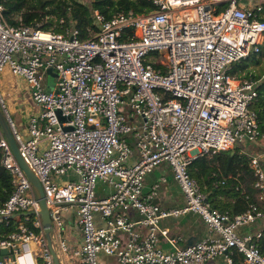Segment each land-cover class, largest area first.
<instances>
[{
    "label": "built area",
    "instance_id": "built-area-1",
    "mask_svg": "<svg viewBox=\"0 0 264 264\" xmlns=\"http://www.w3.org/2000/svg\"><path fill=\"white\" fill-rule=\"evenodd\" d=\"M149 1L156 8L144 13L107 18L94 10L98 29L88 37L76 24L63 31L11 25L0 4V73L9 66L22 75L40 106L29 118L28 135L17 128L1 91L0 103L43 186L52 234L60 237L54 249L69 255L65 213L74 212L83 236L72 252L78 261L70 256L74 264H100L101 253L119 264H211L222 256L228 264H264V224L252 229L264 220V150L249 156L256 200L236 215L214 207L189 170L202 155L264 139L252 107L259 81L229 73L233 63L261 52L264 3ZM49 69L56 73L53 86ZM0 150L13 183L0 223L18 221L15 231L0 230V249L8 250L0 264H56L36 191L4 134ZM163 162L186 197L183 207L163 209L155 201L160 183L144 194L146 176ZM99 181L113 191L97 195ZM188 212L200 215L207 235L163 249L158 234L169 231L160 229V220ZM98 214L105 225L97 223Z\"/></svg>",
    "mask_w": 264,
    "mask_h": 264
},
{
    "label": "trees",
    "instance_id": "trees-1",
    "mask_svg": "<svg viewBox=\"0 0 264 264\" xmlns=\"http://www.w3.org/2000/svg\"><path fill=\"white\" fill-rule=\"evenodd\" d=\"M0 4L3 5L4 16L11 25L63 31L76 24L82 32V37H88L91 30L98 29V25L94 23V10H99L109 18L121 11L133 10L144 13L156 8L149 0H0ZM260 54L264 55L263 48L261 53L252 54L233 63L229 73L237 78L244 75L246 78L259 81L258 95L252 107L257 112L259 128L264 136V66L261 67L260 74L251 68L253 63L261 64ZM235 149L202 155L189 167L191 175L197 179L203 191V185L207 184L204 179H207L206 175L211 176L212 172L217 174L221 172L223 176L233 178L224 179V185L216 188L220 195L216 196L215 191L207 193L214 207L221 211H228L232 215L246 211L250 203L256 200L257 195V190L254 188L255 177L250 178L253 175L249 165L250 157L245 153L240 154ZM2 157L3 152L0 150V206L8 200L13 191L12 176L2 165ZM221 179L222 177L220 181ZM207 180L209 184L212 183L211 178ZM17 226V219L11 218L8 222L0 223V230L9 233L15 231ZM259 247L264 254V236L259 240Z\"/></svg>",
    "mask_w": 264,
    "mask_h": 264
},
{
    "label": "crops",
    "instance_id": "crops-1",
    "mask_svg": "<svg viewBox=\"0 0 264 264\" xmlns=\"http://www.w3.org/2000/svg\"><path fill=\"white\" fill-rule=\"evenodd\" d=\"M54 78L55 76L51 77L49 80L53 84H54ZM12 99H15V98H12ZM31 99H32V96H31ZM31 115H34V114L29 113L26 117V122L23 123V125L21 122V126H20L21 129L16 125L17 128L21 130L22 132H24L25 135H28L27 127H28V122H29V118L31 117ZM2 134L4 133L0 127V136ZM126 138L134 144L132 133L126 134ZM137 154H138V151L135 149V154L133 155L134 159L136 158ZM68 176L71 177V175L69 174ZM156 183H160V187L158 189L157 195L155 196V201L159 203V205H161L163 209H173L177 207H183L187 204L186 197L184 193L182 192L179 182L176 181V179L174 178V173L169 163L167 162L161 163L152 172H150L146 176L144 194L151 193V191L153 190V186ZM111 191H113V187ZM130 216L131 218L135 220H138L140 218V215L138 214V212L134 210L130 211ZM65 219L68 224L66 238H67L68 244L70 245V250H69L68 256L63 257V256L58 255V257L61 261V264H74V262L71 261L70 256H72L74 260L78 261L77 257L74 256L72 252L81 245L83 236H82L80 227L77 224L76 213L66 212ZM96 220L99 225L103 226L106 224L105 220L99 214L96 216ZM263 224H264V220L261 221L260 223H257L255 226H253V228L252 227L251 228L256 229ZM159 227L161 230L168 229L169 231L168 235H163L162 233L158 234L159 245L165 250L174 249L176 246L184 247L188 245L189 243H192L200 238H203L205 235H207V232H208V227L203 221V219L200 217V215L194 212H188V213L178 215V216L170 215L168 217H164L160 220ZM139 230L141 232H144V228L140 227ZM243 230L245 231L244 228ZM145 232H146V229H145ZM59 241H60V237L58 235L57 237L54 235V245L56 248L59 245ZM28 259L30 261V258ZM30 262L31 264H33L32 261ZM99 263L100 264H119L116 257L107 255L105 253H101L99 255ZM211 264H228V263L226 259L222 256V257L217 258Z\"/></svg>",
    "mask_w": 264,
    "mask_h": 264
},
{
    "label": "rangeland",
    "instance_id": "rangeland-1",
    "mask_svg": "<svg viewBox=\"0 0 264 264\" xmlns=\"http://www.w3.org/2000/svg\"><path fill=\"white\" fill-rule=\"evenodd\" d=\"M85 1V0H84ZM87 1V0H86ZM264 3V0H260ZM52 30V29H49ZM264 49V46H263ZM262 51V50H261ZM261 53V52H260ZM262 62L261 64L257 65L255 63L252 64L251 68L255 69L256 73L260 74V69L262 66H264V55H261ZM244 74V73H243ZM242 74V75H243ZM241 79H244L246 77L241 76ZM0 91L1 95L5 101L6 108L10 112V116H12L15 124L21 129V122H26V117L29 113L32 114H38L40 112V106L31 99V88L29 82L22 76L14 74L9 66H6L5 69L0 73ZM15 98V99H12ZM235 150H238L240 154L245 153L249 156L251 154H254L255 152H261L264 150V139H260L256 143H245L244 145H236L233 146ZM231 148V149H233ZM250 165V164H249ZM253 173V172H252ZM220 175V176H219ZM254 174L250 177L252 178ZM207 179L212 180V183L209 184L207 179V184L203 185V189L206 193H210L211 191H215L217 193L216 196L220 195L221 193L216 190V188H221L219 186L224 185L225 181L224 179H233L230 176H226L220 172H212L211 176H207ZM220 177H222L220 181ZM255 177V176H254ZM70 177L66 175L64 177V180H68ZM215 188V190H214ZM112 187L109 182H102L99 181L96 185V192L98 193L100 197L105 196V194L109 193L111 191ZM53 242H54V236L52 234Z\"/></svg>",
    "mask_w": 264,
    "mask_h": 264
},
{
    "label": "water",
    "instance_id": "water-1",
    "mask_svg": "<svg viewBox=\"0 0 264 264\" xmlns=\"http://www.w3.org/2000/svg\"><path fill=\"white\" fill-rule=\"evenodd\" d=\"M48 74L50 77L56 76V73H54V71L52 69L48 70ZM49 86H53V83H51L50 81H49ZM57 113H58V116L61 120L66 118L62 114L61 110H57ZM0 127L3 130V133H4L7 141L9 142V144H10L17 160L19 161L21 167L23 168V170L25 171L28 178L30 179V181L33 184V187L36 191L37 197H38L40 205H41V215H42V220H43V224L45 227V234H46L47 240L49 242V245L52 247L53 255H54V259H55L56 264H61V261L58 257V254H57V252L53 246V238H52L53 224H52V220H51L50 210H49V207L47 206L43 186H42L39 178L37 177V175L31 170L29 165L26 163V161L22 157L20 150H19V147H18V143L13 136L9 120L7 118L5 110H4L3 106L1 105V103H0ZM7 253H8L7 249H0V254L6 255Z\"/></svg>",
    "mask_w": 264,
    "mask_h": 264
},
{
    "label": "bare ground",
    "instance_id": "bare-ground-1",
    "mask_svg": "<svg viewBox=\"0 0 264 264\" xmlns=\"http://www.w3.org/2000/svg\"><path fill=\"white\" fill-rule=\"evenodd\" d=\"M25 261V259L22 257V258H19V262L20 263H23Z\"/></svg>",
    "mask_w": 264,
    "mask_h": 264
}]
</instances>
